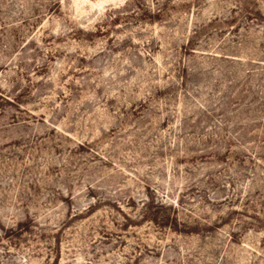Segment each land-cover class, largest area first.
<instances>
[{
  "label": "rangeland",
  "instance_id": "1",
  "mask_svg": "<svg viewBox=\"0 0 264 264\" xmlns=\"http://www.w3.org/2000/svg\"><path fill=\"white\" fill-rule=\"evenodd\" d=\"M0 264H264V0H0Z\"/></svg>",
  "mask_w": 264,
  "mask_h": 264
}]
</instances>
